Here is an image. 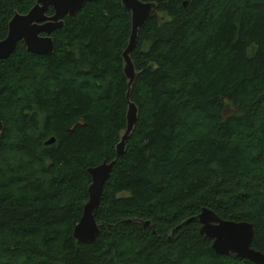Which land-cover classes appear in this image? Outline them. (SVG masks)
I'll list each match as a JSON object with an SVG mask.
<instances>
[{
  "label": "trees",
  "instance_id": "1",
  "mask_svg": "<svg viewBox=\"0 0 264 264\" xmlns=\"http://www.w3.org/2000/svg\"><path fill=\"white\" fill-rule=\"evenodd\" d=\"M141 1L157 14L130 55L138 117L120 156L131 29L120 0L66 17L52 54L20 42L0 60V264H254L214 252L203 208L252 223L264 254V0ZM35 3L0 0V40ZM104 160L115 162L99 234L82 244L87 169Z\"/></svg>",
  "mask_w": 264,
  "mask_h": 264
},
{
  "label": "water",
  "instance_id": "2",
  "mask_svg": "<svg viewBox=\"0 0 264 264\" xmlns=\"http://www.w3.org/2000/svg\"><path fill=\"white\" fill-rule=\"evenodd\" d=\"M97 0H36V3L25 14L15 13L8 23L7 35L0 40V60H5L22 42L27 50L36 55H50L54 51L52 34L64 26V19L75 18L86 3ZM122 7L130 12L131 29L128 44L122 57L124 74L128 80L126 94L128 107L126 128L116 145V155L125 150L128 136L131 134L138 117V108L129 100V88L136 78V70L131 59L138 38V31L148 19L157 14L156 4L141 0H120ZM51 8L53 13L47 14ZM54 138L46 141L52 144ZM115 160H104L101 164L89 167L90 176L88 199L83 206L82 215L73 229V238L82 244H93L99 234L95 220L104 185L108 180ZM200 235L212 240V249L219 255L234 254L236 257L249 260L254 264H264V254L252 246L255 228L252 223L220 218L212 210L203 208L198 215ZM148 224V222H146Z\"/></svg>",
  "mask_w": 264,
  "mask_h": 264
}]
</instances>
